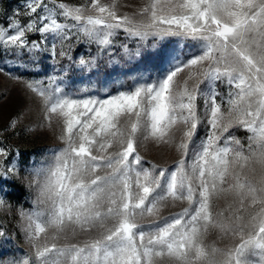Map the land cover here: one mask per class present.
<instances>
[{"label": "snow or ice", "instance_id": "snow-or-ice-1", "mask_svg": "<svg viewBox=\"0 0 264 264\" xmlns=\"http://www.w3.org/2000/svg\"><path fill=\"white\" fill-rule=\"evenodd\" d=\"M24 7L32 19L0 27V54L38 64L51 43L65 61L46 81H25L42 104L39 126L59 120L64 146L29 172L36 207L20 214L34 251L0 264H264V0H146L131 15H118L117 0H92L89 15L58 0ZM120 30L136 42L121 45L126 62L157 50L165 67L131 86L98 87L89 75L69 88L73 69L99 71ZM76 43L96 45V55L73 57ZM233 129L250 133L246 144ZM147 141L173 147L175 163L145 161L137 145ZM10 173L0 164V176ZM212 231L232 243L207 242Z\"/></svg>", "mask_w": 264, "mask_h": 264}, {"label": "rangeland", "instance_id": "rangeland-1", "mask_svg": "<svg viewBox=\"0 0 264 264\" xmlns=\"http://www.w3.org/2000/svg\"><path fill=\"white\" fill-rule=\"evenodd\" d=\"M47 3L48 0H45ZM71 6H83L85 15L95 14L90 5L92 0H58ZM101 3L111 4L112 0H101ZM146 0H117V13L131 15L139 10ZM25 0H0V27H7L10 18L18 19L21 25H25L32 17L26 16L24 7ZM39 11V10H38ZM36 15V14H33ZM61 22L63 18L58 17ZM71 22V21H67ZM9 34H14L9 31ZM27 39L39 40L35 33H26ZM75 39V37H74ZM115 46L111 49V55H103V62L99 71L93 70L91 74L73 69L66 77V84L69 88H78L81 82L91 75V79L102 86L101 82L108 80V86L112 81H123L131 86L140 76L149 79L154 78L164 67L162 57L156 54L157 50H145L144 55L131 62H126L122 57L123 49L121 45L126 44L130 49H135L134 38H128L120 30L114 38ZM164 51L171 49L172 45L166 43L161 46ZM51 43H47V49L37 57L38 64H33L31 58L25 56H10L0 54V148L7 155L0 157V164L11 169L9 175L0 176V200L4 203L0 206V232L4 235L0 237V260H9L24 256L26 253L34 251L26 239L25 228L28 223L25 216H21V211L28 214L36 205V190L30 186L31 176L29 172L33 167L40 164H49L54 157V149L64 146V142L59 139L61 135L60 121L54 118L51 127H40L43 119L42 104L39 97L31 93L25 86V81L47 80L49 75L61 68L65 63L62 58L52 55ZM60 45L57 44V51ZM0 49V53H2ZM96 45H85L76 43L73 46L72 55L79 58L84 55H96ZM114 58L118 65L108 63ZM204 85H201L203 88ZM228 86L223 82H217V91L224 94ZM219 100V97H218ZM11 125V126H10ZM32 128V131L28 129ZM207 129L201 126L199 136L203 138ZM237 138L246 144L245 137L250 135L244 130L233 129ZM179 132L176 133L177 139ZM223 144V140L220 142ZM138 151L145 161L160 164L164 167H171L178 158V153L173 147L166 144H157L154 141L138 142ZM111 151V150H110ZM189 156H191V146ZM225 202L219 201V207H224ZM187 202H177L175 207L165 208L161 215L168 216L174 212L181 211L187 207ZM216 205L214 203V209ZM153 218L146 217L139 222L147 225ZM81 235L78 239H84ZM207 242H216L218 247H224L232 243L229 239L221 240L218 233L210 232ZM63 243V241H61Z\"/></svg>", "mask_w": 264, "mask_h": 264}]
</instances>
